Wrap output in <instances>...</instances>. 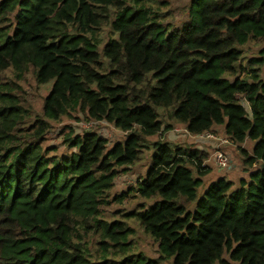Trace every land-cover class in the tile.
Here are the masks:
<instances>
[{"label":"trees","instance_id":"trees-1","mask_svg":"<svg viewBox=\"0 0 264 264\" xmlns=\"http://www.w3.org/2000/svg\"><path fill=\"white\" fill-rule=\"evenodd\" d=\"M167 1L0 0V264H264V0H192L178 24ZM30 82L51 83L38 110ZM72 117L124 134L50 142ZM178 125L222 126L248 176L205 183L208 152L165 138Z\"/></svg>","mask_w":264,"mask_h":264},{"label":"rangeland","instance_id":"rangeland-1","mask_svg":"<svg viewBox=\"0 0 264 264\" xmlns=\"http://www.w3.org/2000/svg\"><path fill=\"white\" fill-rule=\"evenodd\" d=\"M191 1L192 0H168L160 7L163 13H165L163 20L172 24H178L181 21L186 20L189 17V14L193 15L195 12L194 8L191 7ZM250 55H252L251 52ZM30 80L31 79H28L26 81ZM30 85V87H26L27 94L25 97L29 100L34 109L38 110L41 105L42 97L49 90L51 83L42 85L39 88H35L33 82H30ZM78 117L81 116L78 115ZM90 129L96 130L98 134L106 137L109 144L117 139H120L124 134V132L116 129L113 125L108 123H104V125H100L98 127H91L88 125V122L77 120L72 117L63 118L61 122L53 123V128L50 131L48 137L50 142L60 143L63 139L59 134L61 130L66 132L73 131V133H82L83 131ZM213 132L214 133L211 134L214 135V138L199 137L198 139L203 141L200 142L197 141L193 136L189 135L182 125H178L173 131L169 132L165 138L176 144L190 146L195 145L198 146L199 149H203L208 152V158L205 161V164H207L210 169L208 174L203 178L205 183L215 181L218 177H224L226 179L232 180L234 185L237 186L240 178L248 176V170L244 168L245 166H243L240 151L235 144L231 143V141L225 143L224 141L222 142L223 138L227 139V137L224 135V128L222 126H219V128ZM153 138H155V136L151 137V139ZM251 145L252 142L246 141L242 143L240 147L250 151L249 148H251ZM220 148L223 149L222 153L227 160V163L222 167H220L213 158L214 151L216 149L220 150ZM60 150H63V147L60 146L58 151ZM148 154L149 153H144L143 157L136 161L128 172L121 173L115 178L114 188L112 190L113 195L119 194L122 191H127L130 188L131 191L128 194L134 193L132 190L134 189L133 186L136 183V180L140 176H143L147 170L149 164ZM128 194L127 196H129ZM127 196H125L121 202L122 207H131L137 201V199H127ZM115 204H113V207ZM132 224L134 233L131 235V238L137 241L138 250L143 251L149 258H156L158 256L156 242L143 233L136 223Z\"/></svg>","mask_w":264,"mask_h":264},{"label":"built area","instance_id":"built-area-1","mask_svg":"<svg viewBox=\"0 0 264 264\" xmlns=\"http://www.w3.org/2000/svg\"><path fill=\"white\" fill-rule=\"evenodd\" d=\"M88 125H90V123H88ZM212 132H205L203 133V135H198L199 137H205V138H214V135L211 134ZM224 141L225 142H228L229 140L226 139V138H223L222 142ZM213 158L214 160L216 161V163L222 167L224 166L226 163H227V160L225 158V156L223 155L222 151L219 150V149H216L214 151V154H213Z\"/></svg>","mask_w":264,"mask_h":264}]
</instances>
